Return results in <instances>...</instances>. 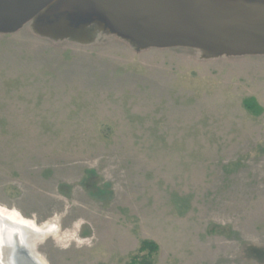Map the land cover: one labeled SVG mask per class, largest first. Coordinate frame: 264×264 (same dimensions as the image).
Segmentation results:
<instances>
[{"label":"rangeland","instance_id":"obj_1","mask_svg":"<svg viewBox=\"0 0 264 264\" xmlns=\"http://www.w3.org/2000/svg\"><path fill=\"white\" fill-rule=\"evenodd\" d=\"M252 3L256 0H251ZM49 9L0 34V207L46 264H264V55L139 50Z\"/></svg>","mask_w":264,"mask_h":264},{"label":"water","instance_id":"obj_2","mask_svg":"<svg viewBox=\"0 0 264 264\" xmlns=\"http://www.w3.org/2000/svg\"><path fill=\"white\" fill-rule=\"evenodd\" d=\"M49 9L99 19L139 50L264 55V0H0V34L18 32ZM18 249V264H36L28 250Z\"/></svg>","mask_w":264,"mask_h":264},{"label":"bare ground","instance_id":"obj_3","mask_svg":"<svg viewBox=\"0 0 264 264\" xmlns=\"http://www.w3.org/2000/svg\"><path fill=\"white\" fill-rule=\"evenodd\" d=\"M58 223L59 218H56L53 222L38 226L34 221L23 218L16 210L0 207V264H18L21 261L17 256L19 247L28 250L36 264H46L34 252L41 241L60 233Z\"/></svg>","mask_w":264,"mask_h":264},{"label":"trees","instance_id":"obj_4","mask_svg":"<svg viewBox=\"0 0 264 264\" xmlns=\"http://www.w3.org/2000/svg\"><path fill=\"white\" fill-rule=\"evenodd\" d=\"M244 107L253 116L258 117L264 109L257 103L254 98L246 99ZM159 254V246L153 241H143L140 244L138 251L130 255L127 264H154L156 256Z\"/></svg>","mask_w":264,"mask_h":264}]
</instances>
